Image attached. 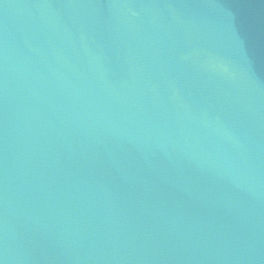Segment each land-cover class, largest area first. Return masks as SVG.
Masks as SVG:
<instances>
[{
	"label": "water",
	"instance_id": "obj_1",
	"mask_svg": "<svg viewBox=\"0 0 264 264\" xmlns=\"http://www.w3.org/2000/svg\"><path fill=\"white\" fill-rule=\"evenodd\" d=\"M0 264H264V0H0Z\"/></svg>",
	"mask_w": 264,
	"mask_h": 264
}]
</instances>
